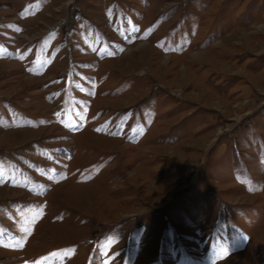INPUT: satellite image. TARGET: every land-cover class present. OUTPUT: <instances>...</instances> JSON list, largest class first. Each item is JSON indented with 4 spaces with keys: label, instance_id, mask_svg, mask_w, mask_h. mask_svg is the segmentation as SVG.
Returning a JSON list of instances; mask_svg holds the SVG:
<instances>
[{
    "label": "rangeland",
    "instance_id": "374dc122",
    "mask_svg": "<svg viewBox=\"0 0 264 264\" xmlns=\"http://www.w3.org/2000/svg\"><path fill=\"white\" fill-rule=\"evenodd\" d=\"M0 264H264V0H0Z\"/></svg>",
    "mask_w": 264,
    "mask_h": 264
},
{
    "label": "snow or ice",
    "instance_id": "6c2138e0",
    "mask_svg": "<svg viewBox=\"0 0 264 264\" xmlns=\"http://www.w3.org/2000/svg\"><path fill=\"white\" fill-rule=\"evenodd\" d=\"M21 58H23V57H21ZM30 70H31V69H30ZM140 131L142 132L143 129L141 128ZM18 246L23 247V241L19 242V245H18ZM52 255L55 256L56 254L53 253ZM45 259H46V258H45Z\"/></svg>",
    "mask_w": 264,
    "mask_h": 264
}]
</instances>
